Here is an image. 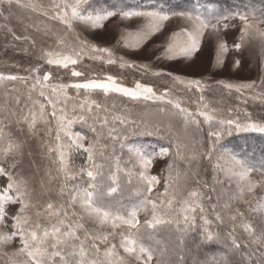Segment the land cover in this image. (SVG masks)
<instances>
[{"label": "snow or ice", "instance_id": "6c2138e0", "mask_svg": "<svg viewBox=\"0 0 264 264\" xmlns=\"http://www.w3.org/2000/svg\"><path fill=\"white\" fill-rule=\"evenodd\" d=\"M99 3L0 0V35L6 46L9 37L26 43L30 57L11 65L17 73L0 71V264H264V162L221 143L233 131L264 134V114L247 108L264 109V7ZM106 22L120 31L101 46L89 37ZM165 35L147 62L131 58ZM205 47L214 69L230 54L239 69L247 53L261 74L232 80L163 66L194 63ZM129 71L138 73L130 85ZM113 96L140 111L109 105ZM130 136L155 137L158 150ZM38 137L50 161L39 179L25 168ZM125 178L137 196L128 203L118 195Z\"/></svg>", "mask_w": 264, "mask_h": 264}, {"label": "rangeland", "instance_id": "374dc122", "mask_svg": "<svg viewBox=\"0 0 264 264\" xmlns=\"http://www.w3.org/2000/svg\"><path fill=\"white\" fill-rule=\"evenodd\" d=\"M13 23L15 24V21H13ZM106 23V29L97 30L89 37L93 42L100 44L101 46H107L111 43H114L120 31V28L117 27L116 22ZM170 28L171 30H175L173 26H170ZM17 32H22V28L19 25H17ZM164 39H166V35L156 37L153 43H150L142 52L137 53L131 58L136 59L139 62H147L149 59H151L152 50L155 44L161 43ZM27 48H29V46L24 42H11V37H9V43L6 46V42L3 35H0V71L6 73H17L19 69L11 65L19 64L27 66L30 59L29 55L25 52V49ZM235 58L236 57L234 55L230 54L226 61V67H224L223 69H214L212 68V61L214 60V51L210 47H205L203 51H201L194 57V63L165 62L163 66L168 68L169 70L188 76L207 77L208 75L214 73L216 78H230L232 80L258 79V76L261 74V68L258 63V60L255 57L250 56L246 53L242 62V66L239 69L232 68V62ZM86 63L90 64L91 62L86 61ZM53 71H58L59 75L64 76L63 70H56L55 68H53ZM111 71L113 73H119L121 70L114 67L111 69ZM134 77L138 78V73L129 71V73L127 74L126 83L130 85ZM64 78L67 79V77ZM214 99L218 100L219 96L215 97ZM223 103L225 105L233 107H235L236 105V102L234 100L228 99H225ZM241 107L244 106L242 105ZM247 108L249 111H252L254 112V114H257V116L259 114H264V109H261L259 104H253L252 102H249ZM257 109H259V111ZM242 115L243 114L241 113V116ZM235 132L236 131H233L231 134H234ZM30 145V151L32 152V155L26 158L25 168H27L32 173H36L37 178L39 179L50 167V161L47 158L46 149L43 146L40 137L30 141ZM163 163V160H160L153 169V172L158 173L162 169L161 167H163Z\"/></svg>", "mask_w": 264, "mask_h": 264}, {"label": "trees", "instance_id": "16d2710c", "mask_svg": "<svg viewBox=\"0 0 264 264\" xmlns=\"http://www.w3.org/2000/svg\"><path fill=\"white\" fill-rule=\"evenodd\" d=\"M115 0H100L99 7H106L107 4L114 3ZM130 3H135L136 0H129ZM207 0H199V4H206ZM169 4H183L184 7L191 9L192 7L198 6L197 0H169ZM239 6V10L244 11L246 7L251 6L256 9H260L264 7V0H218V3H213L212 7H218L222 9L232 8L236 10V6ZM103 99V98H101ZM115 103L118 107H123L125 104L129 108H132L134 112L138 113L140 111V107L128 102L126 98H121L119 96H113L112 99L108 101V104L111 105ZM255 110V109H254ZM259 111V109H257ZM74 131L79 132L82 135L91 136L87 126L85 125H76L74 127ZM127 143L132 144L135 147H143L146 151H152L153 148L158 150V142L155 137H147V136H130ZM222 144H226L227 149L231 152H234L246 159L251 160L252 163L259 165L264 162V134L255 133V132H235L234 134L228 135L227 133L224 135ZM85 157L83 155L77 156L75 158V163L80 165L84 163ZM164 162V160H163ZM165 166V162L163 163V167ZM209 181H211V170L209 169V174L206 177ZM125 187L122 193L118 194L119 197L125 202L137 200V196L135 195V184L129 186L127 184V179L125 178Z\"/></svg>", "mask_w": 264, "mask_h": 264}]
</instances>
